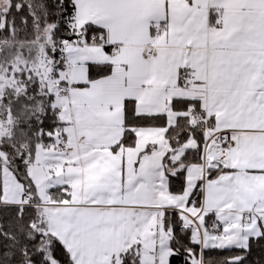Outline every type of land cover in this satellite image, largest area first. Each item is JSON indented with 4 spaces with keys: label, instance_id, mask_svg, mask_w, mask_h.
<instances>
[{
    "label": "snow or ice",
    "instance_id": "1",
    "mask_svg": "<svg viewBox=\"0 0 264 264\" xmlns=\"http://www.w3.org/2000/svg\"><path fill=\"white\" fill-rule=\"evenodd\" d=\"M0 264H264V0H0Z\"/></svg>",
    "mask_w": 264,
    "mask_h": 264
}]
</instances>
